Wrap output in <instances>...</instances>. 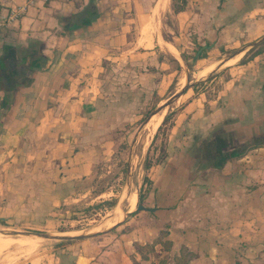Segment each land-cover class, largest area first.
I'll return each instance as SVG.
<instances>
[{"label": "crops", "instance_id": "crops-1", "mask_svg": "<svg viewBox=\"0 0 264 264\" xmlns=\"http://www.w3.org/2000/svg\"><path fill=\"white\" fill-rule=\"evenodd\" d=\"M167 2L0 0L1 10H24L0 38V224L37 218L73 198L92 173L95 148L89 135L100 134L111 118L126 117L127 102L139 99L141 92H158L161 50L139 53L131 45V23L144 18L145 36L160 39L153 18ZM169 2L177 26L197 39L222 42L255 35L252 46L264 39L259 34L264 25L247 31V21L264 11V0H185L178 12ZM147 5L152 6L148 15ZM255 20L264 22V17ZM167 48L177 54L172 45ZM262 50L247 64L255 65L260 92L255 99L264 103ZM240 54L208 62L192 74L200 79L198 72L230 67ZM107 59L111 68L101 73ZM204 67L211 71H200ZM204 101L201 94L188 96L177 112L182 120L171 127L165 158L154 159L148 169L153 173L143 206L151 210L130 208L121 222L109 219L104 230L72 247L73 264H151L164 256L168 264H177L182 249L189 254L184 264H264V144L218 167H199L194 150L211 132ZM247 112L241 105L230 113L218 109L216 116L238 118ZM259 113L263 118L264 108ZM247 132L264 137V120ZM160 230H167L162 240L171 241V249L157 243L159 256L141 257L136 244H150Z\"/></svg>", "mask_w": 264, "mask_h": 264}, {"label": "rangeland", "instance_id": "rangeland-1", "mask_svg": "<svg viewBox=\"0 0 264 264\" xmlns=\"http://www.w3.org/2000/svg\"><path fill=\"white\" fill-rule=\"evenodd\" d=\"M168 2L158 8L153 18L160 39L145 36L144 18L131 23V45H137L139 53L146 55L157 48L161 50L160 58L164 59V64L160 70L162 81L159 83L158 92H141L139 99L127 102L129 108L125 113L129 114L126 117L111 118L108 125H103L104 129L100 134L89 135L88 142L95 148L92 173L83 184L77 186L78 192L73 198H68L62 205L51 206L50 210L40 213L37 218L35 215H28L0 224V264H73L75 255L72 247L77 242L104 230L109 219L111 222H121L130 214H126L130 208L135 209L137 204H143L149 185L148 174L153 173L148 169L154 159L165 158L164 147L175 130L171 127L182 120L177 112L182 110L188 96L201 94L207 99L203 107V113L211 117L208 122L211 132L207 131V135L220 134L222 139L229 142L230 147L240 146L257 136L247 131L255 125L257 128L259 122L264 120L259 113L264 108V103L255 99L256 94L260 93L252 73L255 65H248L247 61L263 51L264 39L254 46L250 45L249 41H252L255 35H250L247 40H243L245 36H242L241 40L238 36L226 37L222 42L218 41V37L207 41L197 39L193 33H189L188 28L177 26ZM145 7L148 9V15L152 6ZM140 15H143V11ZM259 17H264V11L257 13L256 18ZM256 18L252 17L247 21L248 32L264 25V22L257 21ZM243 27L245 26L240 25V28ZM259 34H264V31ZM169 45L177 50V54L167 48ZM201 46L205 47L197 54ZM240 52L239 59L230 67H216L211 72L210 67L208 70L204 67L200 71L210 73L204 74L206 76L199 77L200 79L192 74L208 62L219 63L233 55L237 56ZM200 54H203V57H200ZM109 60L102 63L104 68L101 73L105 71L107 74L111 68L108 66ZM182 79L185 80L184 86H187L186 95L181 96L175 104L164 107L167 119L159 125V130L152 134L151 127L155 117L161 114L163 103L184 87L180 86ZM218 94L220 97L217 99ZM164 98L165 100H160ZM213 99L216 100L215 103H211ZM241 105L248 111L243 117L228 116L220 119L216 116L218 109H228L230 113ZM153 115L156 116L149 121ZM186 121L184 126L190 123L191 119ZM220 125L223 126L222 129H219ZM240 126L246 128L245 133L238 131ZM145 165L148 168H145ZM77 179L80 180L79 177ZM134 191L137 192L135 204L130 199ZM37 233H46L50 238L37 236ZM79 235L85 236L68 240L56 239L58 236Z\"/></svg>", "mask_w": 264, "mask_h": 264}, {"label": "trees", "instance_id": "trees-1", "mask_svg": "<svg viewBox=\"0 0 264 264\" xmlns=\"http://www.w3.org/2000/svg\"><path fill=\"white\" fill-rule=\"evenodd\" d=\"M185 7V0H172V9L174 12H178ZM200 57H203V54H200ZM261 92L264 93V84L260 88ZM167 116L163 119L161 125L167 119ZM160 125V126H161ZM160 126H158L157 131L159 130ZM222 129V128H219ZM223 131V130H222ZM221 131V132H222ZM264 144V138H255L252 141H246L244 144L236 147H230L229 142L221 138L220 134H209L207 137L201 140L199 146L197 147V151L194 150L196 154V162L198 163L199 167H218L220 163H224L225 161L231 158H239L246 154L249 150L258 147ZM145 168H148L145 165ZM140 198V194H139ZM140 203V201H139ZM167 234V230H160L159 235L150 243L145 245L136 244L137 251H139L141 257L146 258L147 253H152L154 255L159 256L155 250L154 245L157 243H161L162 247L165 250L171 249V241L169 240H162L163 236ZM182 259H175V263L177 264H184L186 263L188 253L182 249ZM168 256L159 257L158 263H151V264H168L167 263ZM138 264V263H136Z\"/></svg>", "mask_w": 264, "mask_h": 264}, {"label": "built area", "instance_id": "built-area-1", "mask_svg": "<svg viewBox=\"0 0 264 264\" xmlns=\"http://www.w3.org/2000/svg\"><path fill=\"white\" fill-rule=\"evenodd\" d=\"M23 12V8L19 7H12L7 10L0 9V38L2 30L7 26L15 23L21 17Z\"/></svg>", "mask_w": 264, "mask_h": 264}, {"label": "water", "instance_id": "water-1", "mask_svg": "<svg viewBox=\"0 0 264 264\" xmlns=\"http://www.w3.org/2000/svg\"><path fill=\"white\" fill-rule=\"evenodd\" d=\"M205 46H203V47H201L200 49H199V51H201L203 48H204ZM199 51H198V53H199ZM197 53V54H198ZM186 87L187 86H184L179 92H176L175 94H174V96H172L167 102H165L162 106L163 107H167V106H169L170 104H172V103H176V101L177 100H179V98L181 97V96H183L184 94H185V90H186ZM136 209H138V210H151V208H148V207H145V206H143V204H137V208ZM94 234V233H93ZM90 235H92V234H90ZM89 235V236H90ZM37 236H41V237H44V238H50L49 236H48V234H46V233H37ZM82 236H85V235H79V236H58L56 239H59V240H68V239H73V238H80V237H82Z\"/></svg>", "mask_w": 264, "mask_h": 264}, {"label": "bare ground", "instance_id": "bare-ground-1", "mask_svg": "<svg viewBox=\"0 0 264 264\" xmlns=\"http://www.w3.org/2000/svg\"><path fill=\"white\" fill-rule=\"evenodd\" d=\"M207 70H208V68H207ZM210 71H211V69H210ZM199 73V77H202V76H204V72L202 73V72H198ZM169 100V99H168ZM167 100V101H168ZM167 101H165V102H167ZM164 104V103H163ZM164 107L162 106L160 109H163ZM165 115V113H164V110L161 112V114H159L158 116H156L155 117V121H154V123H153V125H152V127H151V133L153 132V131H155V129H156V127L161 123V120H162V118H163V116ZM130 199H132V201L131 202H133V204H135V202H136V199H137V192H133L132 193V198H130ZM132 206V205H131ZM130 206V207H131ZM136 208H137V206H136ZM136 208H135V210H136ZM129 209V208H128ZM127 211V210H126ZM128 212V211H127ZM103 226V225H102ZM1 239V238H0ZM22 240V239H21ZM21 242V241H20ZM9 243V242H8ZM3 244H5V243H3ZM6 244H7V242H6ZM9 244H11V243H9ZM20 245H22V244H20ZM1 246V245H0ZM3 247H6L5 245H3ZM5 249V248H4ZM19 249V248H18ZM0 250H2V249H0Z\"/></svg>", "mask_w": 264, "mask_h": 264}]
</instances>
